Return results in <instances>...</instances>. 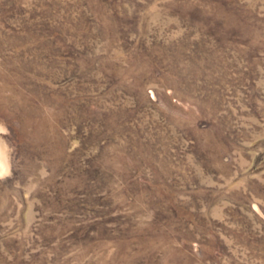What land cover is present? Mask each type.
<instances>
[{
    "label": "rangeland",
    "instance_id": "rangeland-1",
    "mask_svg": "<svg viewBox=\"0 0 264 264\" xmlns=\"http://www.w3.org/2000/svg\"><path fill=\"white\" fill-rule=\"evenodd\" d=\"M0 264H264V0H0Z\"/></svg>",
    "mask_w": 264,
    "mask_h": 264
}]
</instances>
